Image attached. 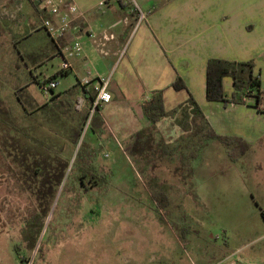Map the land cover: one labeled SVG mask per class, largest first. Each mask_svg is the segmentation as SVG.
<instances>
[{
  "label": "rangeland",
  "instance_id": "rangeland-1",
  "mask_svg": "<svg viewBox=\"0 0 264 264\" xmlns=\"http://www.w3.org/2000/svg\"><path fill=\"white\" fill-rule=\"evenodd\" d=\"M21 2L0 0V54L8 58L0 62V85L9 84L3 94L12 106L21 90L16 75L35 62L32 53L17 60L4 37L20 39L17 14L10 16ZM25 3L45 17L40 5ZM30 44L40 47L33 40ZM59 63L56 58L50 70ZM72 79L59 78L54 91H62ZM11 116L16 126H25L19 109ZM95 117L71 153L64 151L67 165L57 179L53 173L63 165L62 156L58 160L52 152L21 141L18 166L2 152L8 150L3 142H14L17 135L0 126V264H225L229 251L224 234L231 235L232 243L238 236L231 247L236 258L244 261L256 251L259 255H250L247 264H264V142L251 143L233 164L227 156L223 161L214 141L199 146L194 119L183 131L163 128L165 134L157 137L152 151L142 144L146 135L137 133L123 142ZM192 153L195 158L190 159ZM76 164L105 180L82 186ZM151 189L167 194V209L156 205Z\"/></svg>",
  "mask_w": 264,
  "mask_h": 264
},
{
  "label": "crops",
  "instance_id": "crops-1",
  "mask_svg": "<svg viewBox=\"0 0 264 264\" xmlns=\"http://www.w3.org/2000/svg\"><path fill=\"white\" fill-rule=\"evenodd\" d=\"M99 2H103V5L99 6ZM135 2L146 13V20L136 29L134 13L120 0H74L78 14L71 17L69 30L57 42L52 41L42 28L43 17L39 16L37 7L28 6L25 0L20 6L14 5L15 12L10 17L17 14L15 18L19 27L16 29L20 31V39L16 41L14 36L4 37L13 45L17 60H24L25 56H30L29 53L35 59L32 65H25L22 74L16 75L15 84L21 88L19 92L24 93H19L20 97L24 101L26 97L32 98L33 104H42L48 100L50 96H45L34 80L53 76L67 62L69 68L63 70L59 78L64 80L72 76L74 79L69 80L66 87L56 93L76 85L87 76V70L91 88L98 85V79L110 75L111 101L97 112V118L105 125V131L112 136H120L123 142L129 140V136H139L137 133H140V136L146 135L142 144L147 145V150L151 148L155 151L153 147L159 141L157 137L165 134L163 128L183 131L182 127H189L193 119L197 126L199 119L192 114V108L187 104L192 98L215 135L241 138L250 148L251 143L260 146L264 142V113L256 111L253 100L246 97L243 104L228 105L208 102L205 86L207 60L216 58L236 62L254 60V74L259 77L264 89V0ZM44 13L46 18L48 15ZM89 34L96 37L97 44L92 43ZM103 35L112 38L104 40ZM22 39L28 44L25 45ZM31 40L40 43V47L38 44L35 47L29 45ZM73 41L80 43L77 56L69 57L60 52V47ZM56 58L61 63L50 70ZM0 62H8L5 54H0ZM2 70L4 68L0 67V72ZM177 79L183 82L184 89L172 88ZM8 85L5 82L0 85V101L12 108L13 112L19 109L22 113L16 92L14 106L8 101L9 96L3 94ZM155 91L162 92L166 111L176 110V114L171 119L163 118L154 124L145 118L141 104L149 100ZM223 91L229 99L233 92L230 77L223 79ZM32 102H26V106L32 105ZM92 131L97 135V129ZM217 143L215 145L220 149L225 162V157L229 158L228 151ZM242 158L233 161V164ZM237 241L238 236H234L233 243ZM224 242L229 251L225 264H247L250 255H259L252 251L249 257L245 256L244 261L239 260L234 256L236 251L231 249L235 246L231 235L224 234Z\"/></svg>",
  "mask_w": 264,
  "mask_h": 264
},
{
  "label": "trees",
  "instance_id": "trees-1",
  "mask_svg": "<svg viewBox=\"0 0 264 264\" xmlns=\"http://www.w3.org/2000/svg\"><path fill=\"white\" fill-rule=\"evenodd\" d=\"M254 66L253 61L236 62L216 58L208 59L205 86L207 101L222 102L224 105L229 103L243 104L245 98L250 97L253 100V107L256 111L264 113V89L261 87L259 77L254 74ZM62 75V73H56L51 76V79H58ZM226 77H230L233 81V92L229 99L225 97L223 91V79ZM34 83L38 86L36 80H34ZM172 88L181 90L185 86L180 79H177L172 84ZM92 97L90 90L82 86L80 81L64 92L56 93L54 89L51 90L49 100L42 104H33L32 98L24 101L16 92V99L22 110L21 118L25 122L24 127H18L14 124L11 116L13 114L12 108L0 101V126L9 128L17 135V139H13L14 142H7L6 140L3 142V144L5 143L3 145L4 148L7 147L8 150L2 152L8 153V155L5 154L6 158H12V161L14 158V162L18 166H22L21 162L16 158L17 150H21L24 145L21 141H25L28 146L35 145L52 152L58 160L62 156L61 164L63 163V165L55 166L56 170L53 173L57 179L60 174V168L67 165L63 161L64 151L67 149L70 154L71 150L79 143L88 117V108ZM78 99L83 100V106L80 110L76 109ZM26 102H32V105H35L32 111L27 109ZM187 104L192 108V114L199 119L196 132V136L199 137V139L197 138L199 146H202L207 140H213L227 149L228 156L232 161H237L245 155L250 148L246 141L238 137L215 135L195 101L190 98ZM141 107L145 118L154 124L163 118L171 119L176 114V110L166 111L161 91L153 92L149 100L142 102ZM95 116V119L98 120L97 113ZM125 148L126 152L130 151L129 147ZM190 157H192L190 159L195 158L194 153L190 154ZM76 167L77 173H80L79 176L76 174L79 184L82 183L81 179L88 177L93 180L91 182L93 186H98L100 182L105 180L104 176L97 177L88 168H83L78 164H76ZM150 192L153 201L159 208L167 209L169 207L170 200L166 193L155 189H151ZM19 249V246L15 247L16 255H19Z\"/></svg>",
  "mask_w": 264,
  "mask_h": 264
},
{
  "label": "built area",
  "instance_id": "built-area-1",
  "mask_svg": "<svg viewBox=\"0 0 264 264\" xmlns=\"http://www.w3.org/2000/svg\"><path fill=\"white\" fill-rule=\"evenodd\" d=\"M33 4L40 5L47 13V17L42 19V28L45 30L47 35L51 38L52 41L57 42L61 39L70 27V20L72 16L78 14L77 7L74 3V0H28ZM124 5L129 6L131 12L135 16V29L141 25L146 20V13L141 10L135 0H120ZM103 2H99V6H102ZM89 37L92 39L93 44H97L96 37L92 34H89ZM104 40H109L112 36H102ZM61 51L67 54L69 57L77 56L80 51V43L78 41H73L70 44H66L60 47ZM126 46L122 50V54L125 51ZM69 65L65 62L61 68L57 71V74H63L64 71H67ZM89 70H87V76L80 81V84L90 90L92 94V99L88 108V117L87 123L85 125L86 129L90 128V123L94 118L95 114L105 107L111 101V94L109 92V82L110 75L105 78L98 79V85L94 88L90 87L91 80L89 76ZM39 90L45 95L50 96L51 90H55L58 82L57 79H51V76L40 77L37 80ZM83 106V100L78 99L76 108L80 110Z\"/></svg>",
  "mask_w": 264,
  "mask_h": 264
},
{
  "label": "flooded vegetation",
  "instance_id": "flooded-vegetation-1",
  "mask_svg": "<svg viewBox=\"0 0 264 264\" xmlns=\"http://www.w3.org/2000/svg\"><path fill=\"white\" fill-rule=\"evenodd\" d=\"M92 134H94V133H92ZM84 179H86V180H84ZM81 181H82V183H80L82 186L83 185H86V182L87 183H90V184H92L91 182H93V180L91 179V178H83V179H81ZM93 186V185H92Z\"/></svg>",
  "mask_w": 264,
  "mask_h": 264
}]
</instances>
